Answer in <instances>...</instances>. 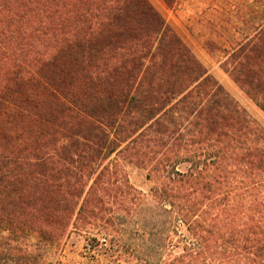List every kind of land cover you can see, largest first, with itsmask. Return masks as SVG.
Returning a JSON list of instances; mask_svg holds the SVG:
<instances>
[{
    "label": "trees",
    "instance_id": "16d2710c",
    "mask_svg": "<svg viewBox=\"0 0 264 264\" xmlns=\"http://www.w3.org/2000/svg\"><path fill=\"white\" fill-rule=\"evenodd\" d=\"M223 52L264 113V20ZM121 160L208 257L264 264V127L149 0H0V220L60 235L136 192Z\"/></svg>",
    "mask_w": 264,
    "mask_h": 264
},
{
    "label": "rangeland",
    "instance_id": "374dc122",
    "mask_svg": "<svg viewBox=\"0 0 264 264\" xmlns=\"http://www.w3.org/2000/svg\"><path fill=\"white\" fill-rule=\"evenodd\" d=\"M230 95L264 127V113L221 68L223 49L253 32L264 20V0H149ZM113 156V155H112ZM129 183L104 197L105 209L77 219L49 238L34 225L0 220V264H218L201 240L152 196L146 170L121 160ZM124 190V191H123ZM24 218L35 221L33 211ZM31 214V215H30ZM197 246L190 256L184 247ZM177 260H182L177 262ZM221 264V263H219ZM248 264H252L248 261Z\"/></svg>",
    "mask_w": 264,
    "mask_h": 264
},
{
    "label": "built area",
    "instance_id": "2783aa9c",
    "mask_svg": "<svg viewBox=\"0 0 264 264\" xmlns=\"http://www.w3.org/2000/svg\"><path fill=\"white\" fill-rule=\"evenodd\" d=\"M168 264H170V263H168ZM171 264H177V263H171Z\"/></svg>",
    "mask_w": 264,
    "mask_h": 264
}]
</instances>
